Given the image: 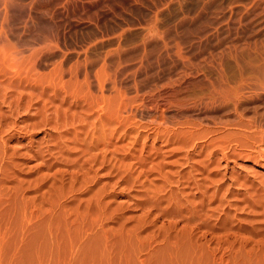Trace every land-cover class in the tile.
Wrapping results in <instances>:
<instances>
[{
    "label": "rangeland",
    "instance_id": "374dc122",
    "mask_svg": "<svg viewBox=\"0 0 264 264\" xmlns=\"http://www.w3.org/2000/svg\"><path fill=\"white\" fill-rule=\"evenodd\" d=\"M170 1L136 0L129 41L159 36L105 38L103 60L134 64L103 61L100 84L71 77L75 55L0 62V264H264V63L228 58L227 18L221 43H183L208 16L175 27L198 1Z\"/></svg>",
    "mask_w": 264,
    "mask_h": 264
},
{
    "label": "bare ground",
    "instance_id": "6f19581e",
    "mask_svg": "<svg viewBox=\"0 0 264 264\" xmlns=\"http://www.w3.org/2000/svg\"><path fill=\"white\" fill-rule=\"evenodd\" d=\"M158 1L160 4L162 3L161 0ZM164 1L167 3L169 0ZM171 1H176L178 5H175L177 7H179L181 4V0ZM197 1L198 2H196L197 4L192 15H178L179 17L176 20L175 27L181 25L184 26V24L187 25V23H192L199 18L204 19L203 15L208 16V18L206 17L208 22L203 21L204 24H202L203 22L201 24L197 23L199 25H196L197 27L194 33H191L194 30L187 33L186 29L185 32L187 35H184V37L182 36V38L179 39L180 41L187 43L195 40L199 41L198 43L200 44H202L204 41H213L214 39H217L216 34L213 31L218 25L223 24V20L227 18V20L229 19L228 22L230 21L228 28L225 24L226 28L223 27V30L221 28L220 29L225 31L227 35V32L230 33L232 30H229L233 28L234 35L237 36L235 39H233L234 37L232 38L235 40L233 44L229 43L230 40L228 42L230 46L228 45L227 47L231 48V45L234 47L233 51H229L231 53L227 54L228 58H231L234 61H245L248 59V62L254 61L258 63H264V0ZM183 2H185V0H183ZM183 2L182 4H184ZM135 6L136 0H0V62L8 65L12 68V70L14 68L15 75L20 76L22 73V76H36L40 72L39 68H41L43 65H50L52 67L50 69L51 72L56 73L58 70L59 72L57 73H61L63 71L62 69L64 68L62 66L64 64L63 62H65L64 60L66 59L67 61L68 56L75 55L74 59L71 58L72 61L68 68V72H70L71 77L74 79L77 78L76 80H78L79 76L83 75L85 82L88 81V84L90 82H96L100 84V79H103V61L106 62H104L105 64L119 63L118 66H121L123 65V62L127 63L131 60V58L120 55L121 53H118L119 50L122 49V53H127L129 49H135L136 47L142 48L141 50L145 51L147 50V45L152 42L154 38L159 36L158 34L152 33L155 29L153 27V30L151 28H147V34H143L145 36L143 37L140 44L137 45L132 43V40L129 41L133 36L130 35L131 37H127V35L132 34L135 31L134 28L136 27L135 17L133 14ZM153 8L155 7L152 5V7L148 8V10L153 12ZM117 12L120 14L124 12L125 16H118ZM155 17L156 16H154V18ZM107 21H110V23L106 24ZM148 24L150 25L149 22ZM161 31L163 32V30ZM154 32L158 33L159 29L156 28ZM124 34H126V39L129 38L128 41H121L123 40L122 36L124 37ZM241 34L247 37L243 39L244 37H241ZM105 38L109 40L116 38L118 39V49L113 48L118 52L115 50V53L111 54L109 51L110 53H108L107 57L103 60L104 54L100 51V48L103 47V41ZM133 38H135V36ZM222 38H220L221 41L223 40ZM226 39H224L225 42ZM219 40L218 42L221 43ZM218 42L217 45L219 44ZM215 44L216 43H214V45ZM245 45L246 47L254 46L257 48L256 51L258 52L254 53V55H246V53H244V49L241 51L239 50V48H242ZM168 46L167 49L170 47ZM124 47H126V49ZM162 48L164 49V47ZM216 49H218V47ZM216 55H218V53H216ZM121 56H124V58ZM219 56L220 54L218 55V58H221ZM221 56L223 57L222 54ZM225 58L227 57L225 56ZM115 61H118V63ZM5 64L2 65L4 66ZM122 69L123 68L121 67V70Z\"/></svg>",
    "mask_w": 264,
    "mask_h": 264
}]
</instances>
